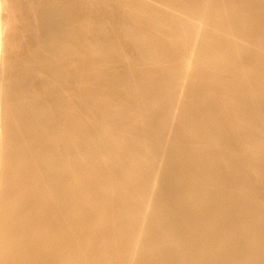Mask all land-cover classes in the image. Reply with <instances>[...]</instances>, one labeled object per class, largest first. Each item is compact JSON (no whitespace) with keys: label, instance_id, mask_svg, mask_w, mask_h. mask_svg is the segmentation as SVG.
<instances>
[{"label":"bare ground","instance_id":"obj_1","mask_svg":"<svg viewBox=\"0 0 264 264\" xmlns=\"http://www.w3.org/2000/svg\"><path fill=\"white\" fill-rule=\"evenodd\" d=\"M0 264H264V0H0Z\"/></svg>","mask_w":264,"mask_h":264}]
</instances>
